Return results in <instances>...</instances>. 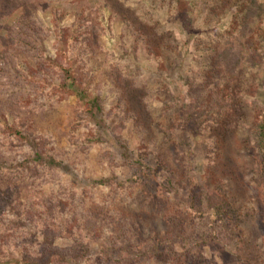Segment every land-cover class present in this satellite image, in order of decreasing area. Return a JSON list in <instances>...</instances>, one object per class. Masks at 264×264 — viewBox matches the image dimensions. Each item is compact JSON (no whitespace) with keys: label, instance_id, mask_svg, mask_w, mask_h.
<instances>
[{"label":"rangeland","instance_id":"rangeland-1","mask_svg":"<svg viewBox=\"0 0 264 264\" xmlns=\"http://www.w3.org/2000/svg\"><path fill=\"white\" fill-rule=\"evenodd\" d=\"M0 186V264H264V0H0Z\"/></svg>","mask_w":264,"mask_h":264},{"label":"trees","instance_id":"trees-1","mask_svg":"<svg viewBox=\"0 0 264 264\" xmlns=\"http://www.w3.org/2000/svg\"><path fill=\"white\" fill-rule=\"evenodd\" d=\"M88 106V110H90V111H93V110H95V108H94V105H90V104H88L87 105ZM26 168H28L29 170H25V169H23V170H21V168H19L17 171H16V173L15 174H13V176L15 177V178H21V177H27L26 175L27 174H29V176L31 177V178H35L36 180L38 179L39 181H41V183H42V181H43V177H44V174L42 173V172H38V171H36L35 169H32V168H29L28 166L26 167ZM28 178V177H27ZM34 185H35V189L36 190H34L33 192H35V195H34V197L36 198V197H39V194H40V187H41V184L39 183V184H37L36 185V181H34ZM39 186V187H38ZM9 186H7L6 185V188H8ZM10 188V187H9ZM11 189V188H10ZM0 191H1V193H3L4 194V200H5V202H7V203H14L15 201H14V199L16 198V201H17V198L19 197V195L17 196V193L16 192H11V191H8V189H4L3 187H1L0 186ZM21 206V204H19V203H17L16 204V206H14L13 208H12V212H18V213H23L24 214V212H27L26 210V207H24L23 209L20 207ZM6 210H2V212H5Z\"/></svg>","mask_w":264,"mask_h":264}]
</instances>
